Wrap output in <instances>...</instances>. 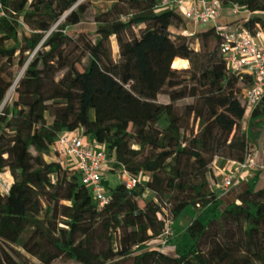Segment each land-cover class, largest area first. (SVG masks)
<instances>
[{"label":"trees","instance_id":"1","mask_svg":"<svg viewBox=\"0 0 264 264\" xmlns=\"http://www.w3.org/2000/svg\"><path fill=\"white\" fill-rule=\"evenodd\" d=\"M78 1L3 0L0 105L14 93L0 115V175L10 169L14 182L0 190V264H35L23 253L39 264H264L262 172L232 202L211 184L215 159L243 162L251 147L240 77L216 28L193 32L180 10L158 11L165 0H117L89 26ZM220 2L264 13V0ZM257 25L244 23L251 32ZM14 67L24 69L18 83ZM165 89L169 103L159 102ZM188 98L181 112L176 103ZM263 113L264 101L251 121ZM192 122L199 132L184 140ZM77 130L105 147L113 169L149 177L132 191L109 187L100 209L76 168L46 160L62 133ZM165 204L175 225L195 212L175 228L174 255L149 247Z\"/></svg>","mask_w":264,"mask_h":264},{"label":"built area","instance_id":"2","mask_svg":"<svg viewBox=\"0 0 264 264\" xmlns=\"http://www.w3.org/2000/svg\"><path fill=\"white\" fill-rule=\"evenodd\" d=\"M167 5L180 10L190 23L214 24V28L222 38L220 53L227 63V68L231 73L240 77L245 117L251 119L264 101V43L262 41L264 27L257 25L256 31L251 32L244 27V24L230 30L218 25L217 19L224 9L220 0H165L160 7ZM229 8L234 15L253 14L239 6H229ZM6 17H8V13L3 5V0H0V19ZM20 23L23 24L21 19ZM192 34L189 31L184 32L185 36ZM9 98L10 96L6 97L0 105V115ZM84 137L82 131L77 134L64 132L58 139L57 148L64 158L73 162L74 168L81 174L83 185L91 190L94 202L100 209H103L111 202L109 188L104 184V172L117 173L120 183L129 191L135 190L142 182V178L131 174L125 167L113 169L105 147L102 145L103 148L95 149L96 145L100 144L95 141L93 144H87ZM217 159L213 163V171ZM229 162L232 164L229 171L224 174L222 182L216 187L220 197L234 187L245 173L264 169V164L256 165L250 149L245 161ZM149 194L150 192L146 191L145 196L148 197ZM162 209L164 228L161 235L151 242L155 243V248L161 250L165 249L175 237V221L170 210L166 204Z\"/></svg>","mask_w":264,"mask_h":264},{"label":"rangeland","instance_id":"3","mask_svg":"<svg viewBox=\"0 0 264 264\" xmlns=\"http://www.w3.org/2000/svg\"><path fill=\"white\" fill-rule=\"evenodd\" d=\"M117 0H79L78 1V5H81V4H84L86 5V7L88 8V11L84 17V21L86 22L87 25L89 26H93L94 22H95V19L102 13L104 12H107L108 10L111 9L112 5L116 2ZM171 6L170 5H167V6H162V7H159L158 11H163V10H166V9H170ZM263 13H253V19L254 20H259L261 22H264L263 18ZM21 20H22V17H21ZM144 28V27H143ZM174 36L178 35V30L174 27L172 28H169ZM20 37L23 35V34H31L32 33V29L31 27L29 26L28 28H20ZM137 33H139V29H137ZM111 43H112V52H113V58L115 61H119V47H118V43L116 41V38L113 37L111 39ZM8 46L9 47H12L13 44L12 43H8ZM194 47L197 49V50H200V47L201 45L200 44H195ZM32 56V55H31ZM86 60L84 59V62ZM189 67H190V63H189ZM80 70H82V67L80 66L79 67ZM24 71V69L20 70L19 67H14L13 69V72L15 75H20V73ZM17 84V83H16ZM14 88V87H13ZM12 88V89H13ZM11 89V90H12ZM10 92H8V94L10 95ZM12 93V92H11ZM14 93V91H13ZM13 93L12 95L10 96L9 98V101L10 99L12 98L13 96ZM168 90L165 89L162 91L160 97H159V102L161 103H169V98H168ZM8 96V95H7ZM8 101V102H9ZM194 102L193 99H186V100H183V101H180V102H177L176 103V106L177 108L183 112V109L185 106H187L188 104H192ZM194 132V134H197L199 132V128L196 124H191V127L189 130H183V137H184V140H188L191 136H192V133ZM86 141H91L90 138H84ZM137 148V147H136ZM46 160L47 162H53V161H63L64 160H61L59 157H56V154H55V150L54 148L52 149V153L50 156H47L46 157ZM66 167L68 168H73L71 167L73 164L72 163H69V160H65V162L63 163ZM72 164V165H71ZM69 165V166H68ZM213 167V165H212ZM212 174H213V170H212ZM113 176H110V178L112 177L113 179H111V182H110V186L109 187H115L117 185L120 184V181L118 179V176H117V173H114L112 174ZM149 176L147 175H142L141 178H142V181H145ZM105 181V180H104ZM14 182V178L11 174V170L8 169L6 172H4L3 174L0 175V190L2 191H5L8 189L9 186H11ZM105 183H108L107 181H105ZM212 183V182H211ZM150 196V194L148 195V197ZM164 199H168V197H165ZM141 206L143 207V204H141ZM194 209L193 208H189L186 213H184L178 220V225L181 224L183 227H187L189 226V224L192 222L193 218L195 217V212L193 211ZM177 224L175 225V228H178ZM149 247L150 248H155V243H151L149 244ZM170 248L173 247V245L171 244L169 246ZM165 250V249H163ZM23 253V252H22ZM24 257H27L30 261H32L33 263L35 264H39L37 262L36 259L34 258H31L29 256H26L24 253L22 255V258ZM53 264H78L77 262L75 261H72V260H68V259H65V258H62V259H58L56 260Z\"/></svg>","mask_w":264,"mask_h":264},{"label":"crops","instance_id":"4","mask_svg":"<svg viewBox=\"0 0 264 264\" xmlns=\"http://www.w3.org/2000/svg\"><path fill=\"white\" fill-rule=\"evenodd\" d=\"M262 18L264 19V13H263ZM250 20H253V14L241 13L239 15H234L229 7H225L223 9V11L221 12L219 18L217 19V24L230 30L233 28H237L238 26L243 25L245 22L250 21ZM190 24L192 25L191 27H192L193 32L198 30V29L206 28V26H203L201 24H195V23H190ZM210 25L212 27H214L213 23H211ZM262 41L264 43V36H263ZM259 122H262V126L256 125V123H259ZM243 126H244L245 130H247V132H249V134L251 136L250 150H251V153L253 155V158H254L256 165L264 164V113H263L261 118H258L256 120H254L253 122L248 117H245L243 120ZM77 132H81V131L77 130L75 132H70V133L71 134H77ZM254 137L256 138L255 140L252 139ZM84 138H86V137H84ZM86 143L87 144H93L94 142L91 140V141H86ZM101 148H103L102 145H96L95 149H101ZM54 150H55L56 157L59 156V158L61 160H64V162H65V160L66 161L69 160V159L64 158L63 154H59L57 148L54 147ZM69 163L73 164V162H71L70 160H69ZM231 165L232 164L230 162H223L221 159L216 160L215 169H214L213 174H212L213 179L211 181L213 189L216 190L217 185L222 182L224 174L227 171H229ZM71 167L74 168V164ZM259 172H262L261 176H260L259 186L264 187V170L263 171L252 170V171L245 173L243 178L241 180H239V182H237L235 184V186L232 187L226 194L222 195L221 198H224V200L226 202L234 201L237 198L240 191H242L244 188H246L248 182H250V180ZM114 173L115 172H113V171H106L103 173V179L108 182V183H105V181H104V184L108 188L110 186L111 179H113L112 177L110 178V176H113L112 174H114ZM176 224L178 225V223H176ZM178 226H179V228H186V227H183L181 224H179ZM164 252H166L169 255H174L175 249H174V247H171V248L167 247V248H165Z\"/></svg>","mask_w":264,"mask_h":264},{"label":"water","instance_id":"5","mask_svg":"<svg viewBox=\"0 0 264 264\" xmlns=\"http://www.w3.org/2000/svg\"><path fill=\"white\" fill-rule=\"evenodd\" d=\"M76 6H78V4H77ZM20 79H21V77H20V75H19L18 78H17V81H16V82L20 81ZM10 91H11V90H10ZM8 96H10V95L8 94ZM8 96H7V97H8Z\"/></svg>","mask_w":264,"mask_h":264},{"label":"bare ground","instance_id":"6","mask_svg":"<svg viewBox=\"0 0 264 264\" xmlns=\"http://www.w3.org/2000/svg\"><path fill=\"white\" fill-rule=\"evenodd\" d=\"M21 75H22V73L20 74V77H21ZM17 83H18V82H17ZM12 91H13V89H12ZM12 91H11V92H12ZM11 92H10V95H11Z\"/></svg>","mask_w":264,"mask_h":264}]
</instances>
